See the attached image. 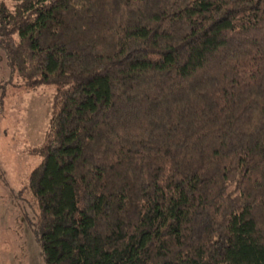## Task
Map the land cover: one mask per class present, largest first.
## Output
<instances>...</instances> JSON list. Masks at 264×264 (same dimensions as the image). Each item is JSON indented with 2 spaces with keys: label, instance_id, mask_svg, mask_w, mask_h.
<instances>
[{
  "label": "trees",
  "instance_id": "obj_1",
  "mask_svg": "<svg viewBox=\"0 0 264 264\" xmlns=\"http://www.w3.org/2000/svg\"><path fill=\"white\" fill-rule=\"evenodd\" d=\"M10 2L42 264H264V0Z\"/></svg>",
  "mask_w": 264,
  "mask_h": 264
},
{
  "label": "rangeland",
  "instance_id": "obj_2",
  "mask_svg": "<svg viewBox=\"0 0 264 264\" xmlns=\"http://www.w3.org/2000/svg\"><path fill=\"white\" fill-rule=\"evenodd\" d=\"M6 6L10 0H0ZM54 84L28 87L0 48V264H42L39 245L22 216L36 220L26 185L39 162Z\"/></svg>",
  "mask_w": 264,
  "mask_h": 264
}]
</instances>
